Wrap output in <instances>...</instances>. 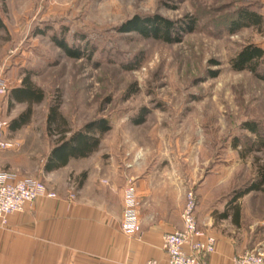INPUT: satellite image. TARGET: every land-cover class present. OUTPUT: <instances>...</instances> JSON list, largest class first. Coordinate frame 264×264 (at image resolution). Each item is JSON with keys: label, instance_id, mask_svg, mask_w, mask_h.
Here are the masks:
<instances>
[{"label": "rangeland", "instance_id": "374dc122", "mask_svg": "<svg viewBox=\"0 0 264 264\" xmlns=\"http://www.w3.org/2000/svg\"><path fill=\"white\" fill-rule=\"evenodd\" d=\"M247 4L259 9L262 0H5L0 78L9 92L29 74L44 98L33 104L29 123L4 129L11 146L0 147V171L46 183L42 165L55 137L45 120L50 102L58 100L73 130L93 118L109 119L111 129L91 155L105 169L122 156L135 176L154 181L152 187L188 185L184 199L191 191L195 207L219 216L264 164V149L246 150L254 136L242 125H264V81L229 64L242 46H264V24L227 31L233 12ZM134 15L182 23L193 16L196 25L167 43L120 32ZM53 37L79 46L83 57H67ZM8 92L0 96V119L10 121L26 104L9 108ZM143 110L144 121L135 123ZM79 176L69 177L75 189ZM236 204L240 215L230 218L232 226L250 234L247 251L263 252L264 191Z\"/></svg>", "mask_w": 264, "mask_h": 264}, {"label": "crops", "instance_id": "0c3cea01", "mask_svg": "<svg viewBox=\"0 0 264 264\" xmlns=\"http://www.w3.org/2000/svg\"><path fill=\"white\" fill-rule=\"evenodd\" d=\"M259 11L264 16V0ZM78 160L86 165L73 166ZM123 160L113 158L105 169L90 155L46 172L45 185L56 196L37 197L21 213L8 215L7 225L0 226V264H164L162 237L181 229L188 185L152 187L153 180L135 176ZM83 172L87 175L75 189L69 177ZM127 186L138 201L139 230L133 234L121 229ZM200 209H194L197 224L216 241L207 264H232L234 256L252 248L250 234L233 227L230 217Z\"/></svg>", "mask_w": 264, "mask_h": 264}, {"label": "trees", "instance_id": "16d2710c", "mask_svg": "<svg viewBox=\"0 0 264 264\" xmlns=\"http://www.w3.org/2000/svg\"><path fill=\"white\" fill-rule=\"evenodd\" d=\"M5 4V0H0V6ZM264 16L259 9L250 5H242L236 8L232 17L227 21V31L234 33L237 30L256 27L260 28L264 24ZM195 17L191 16L185 22L172 21L159 15H134L131 19L119 25L120 32H136L142 38H152L167 43H176L181 40L182 33H188L195 27ZM2 15H0V31L6 30ZM52 42L59 47L62 52L70 58H81L83 53L79 46H72L65 42L63 37L52 38ZM232 70L250 71L257 79L264 81V46L261 47L255 43H248L242 46L229 61ZM44 92L41 87L37 86L30 75L26 74L20 81V84L9 90L7 102L9 108L18 103H25L26 107L7 123V128L16 131L31 120L32 107L35 103L42 102ZM60 101L52 100L47 109L45 120V130L47 134L54 135L53 145L45 156L42 165L44 173L51 170L62 168L71 159L88 157L98 150L100 142L107 131L111 129L110 121L107 117H97L82 124L73 130L68 124L65 115L60 112ZM134 118L135 123L144 121L143 113ZM243 127L252 133L254 138L248 141L247 151L264 149V125H259L255 121H246ZM262 126V128H261ZM237 145V144H235ZM87 172H83L78 180L76 187L84 181ZM253 191H264V164L258 167L255 177L251 183L245 187L238 188L231 200L219 213V218H235L238 221L240 212L236 200L243 195ZM232 211L229 212L228 209Z\"/></svg>", "mask_w": 264, "mask_h": 264}, {"label": "built area", "instance_id": "2783aa9c", "mask_svg": "<svg viewBox=\"0 0 264 264\" xmlns=\"http://www.w3.org/2000/svg\"><path fill=\"white\" fill-rule=\"evenodd\" d=\"M8 89L6 80L0 78V96L6 94ZM7 123V120L0 119V147L11 146L4 139ZM133 189L132 186H127L124 190L125 208L121 229L127 234L139 230L135 212L138 201ZM41 196L54 197L56 193L38 179L19 177L10 170L0 171V226L7 225L9 214L21 213L33 204L35 198ZM185 199L181 211V229L167 232L162 237V247L167 257L164 264H207L205 257L214 251L215 237L198 226L194 213L196 200L191 191L187 192ZM147 264H155V261ZM232 264H264V255L260 250L246 251L234 256Z\"/></svg>", "mask_w": 264, "mask_h": 264}]
</instances>
